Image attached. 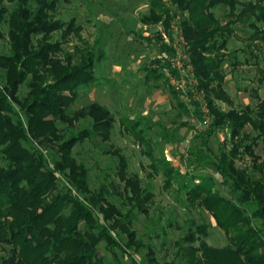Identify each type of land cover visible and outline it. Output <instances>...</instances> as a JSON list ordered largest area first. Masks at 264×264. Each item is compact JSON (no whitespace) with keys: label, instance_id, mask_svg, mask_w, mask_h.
I'll return each mask as SVG.
<instances>
[{"label":"trees","instance_id":"16d2710c","mask_svg":"<svg viewBox=\"0 0 264 264\" xmlns=\"http://www.w3.org/2000/svg\"><path fill=\"white\" fill-rule=\"evenodd\" d=\"M3 1L0 24H7L10 53H0V245L7 247L0 264H124L114 248L124 253L144 247L129 223L134 208L146 211L142 203L150 194L143 196L137 175H125L126 159L114 150L117 173L135 199L123 214L107 199L106 187L97 193L89 189L88 169L72 154L86 139L107 141L114 127V115L100 103L69 110L79 89L95 82L94 67L103 51L86 46L59 56L62 43L51 40L53 33L59 31L65 38L72 31L78 34L79 26L73 19L65 22L53 16L58 0H7L11 7ZM148 1L140 21L162 23L165 32L172 6L187 12L181 25L196 83L186 92L169 88L186 115L200 117L202 101L212 121L197 137L200 146L184 156V171L164 157H153L151 140L144 133L147 127L124 118L126 129L145 145L150 166L156 174L162 171L165 186L178 182L188 206L206 210L227 240L221 247L210 245L208 225L190 222L175 242L178 261L163 264H264V161L255 151L264 142V98L255 92L256 104L242 109L219 104L232 103L223 87L227 43L235 25L250 27L247 47L257 57L253 49L264 41V0H168L171 7L163 0ZM217 6H224L226 13L218 15ZM147 72V78L164 77L157 68ZM259 73L264 81V69ZM23 85L27 91L20 95ZM193 92L201 101L193 99ZM178 95L186 96L190 106ZM81 119H88L89 125L66 133ZM224 127L227 144L212 147L210 137ZM245 156L251 164L240 166L237 161ZM219 186H226L229 195ZM115 228L126 233V243L112 235ZM101 243L110 248L113 260L100 253ZM146 258L148 264H159L150 246Z\"/></svg>","mask_w":264,"mask_h":264},{"label":"rangeland","instance_id":"374dc122","mask_svg":"<svg viewBox=\"0 0 264 264\" xmlns=\"http://www.w3.org/2000/svg\"><path fill=\"white\" fill-rule=\"evenodd\" d=\"M148 3V0H58L53 14L55 18L65 22L73 19L75 25L79 26L78 34L72 31L65 38L59 31L53 33L51 40L62 43L59 56L63 57L66 52L71 54L76 48L84 49L86 46L95 51H103V56L94 67L95 82L80 88L75 101L69 107V110L73 111L97 102L108 107L115 119L107 141L100 138L86 139L76 144L72 150L75 160L83 163L88 169L89 189L97 193L102 187H106L107 199L123 214L131 210L135 199L130 198L131 193L126 192L124 180L117 173V151L126 159L125 175H137L143 196L145 192L150 194L142 203L146 211L134 208L129 223L130 230L135 232L136 239L140 240L144 247L138 252L128 248L124 253L117 247L114 248L115 257L124 264H132L133 259L136 264H148V246L154 249L155 259L159 264L177 262L175 242L184 236L190 222L208 225L206 241L210 245L221 247L227 242L223 232L218 229L206 210L198 206H188L184 192L178 188V182L174 181L172 186H165L162 171L159 170L156 174L150 166L151 158L145 152V145L139 143L136 136L126 129L124 118L139 122V127H147L144 133L151 140L153 157H164L184 171V156L200 146L197 137L209 129L208 125L212 121V116L202 106L203 102L198 93L193 92L192 96L193 99L201 101L202 114L200 117L193 114L188 116L177 105L169 88L176 87L170 84L164 74V77L160 78L151 75L146 77L149 69L157 68L158 71H163L170 58L175 56L176 50L171 29L170 36H164L162 23L143 24L140 21V17L148 11ZM163 3L170 6L168 0H163ZM3 4L12 6L7 0H4ZM226 11L224 6H217L215 9L220 16ZM170 12L173 20L177 14L181 17L187 14L186 11L173 6ZM0 29L4 34V38L0 39V53L8 54L10 47L6 37L7 24H0ZM251 32L250 27L237 24L227 43V57L222 65L225 75L223 87L232 103L220 102L223 109H242L247 104L254 106L258 97L264 98V81H261L259 73V68L264 69V41L258 42L259 49H253L257 56L254 57L247 47ZM26 91L23 85L19 94L24 95ZM178 96L183 103L190 106L186 96ZM88 125V119H81L74 122L66 133L76 132ZM63 126L60 124V127ZM228 139L229 132L224 127L210 137V144L217 148L218 145L227 144ZM39 147L47 150L40 145ZM255 151L259 154L260 161H264L263 141L259 142ZM237 163L246 166L251 164V160L245 156ZM205 171L207 170L202 172ZM102 184L105 186H101ZM219 189L223 194L229 195L226 186H219ZM111 233L122 243L128 240L126 233L120 228H115ZM107 248L105 243L99 245L100 253L113 260V255L108 251L110 248ZM6 255L7 247L0 245V257Z\"/></svg>","mask_w":264,"mask_h":264},{"label":"built area","instance_id":"2783aa9c","mask_svg":"<svg viewBox=\"0 0 264 264\" xmlns=\"http://www.w3.org/2000/svg\"><path fill=\"white\" fill-rule=\"evenodd\" d=\"M170 13L172 14V12ZM179 15L180 14H177L175 16V20H173V17L171 16V23L168 32L163 31L162 27V33L164 36L170 34V29L172 33H174V48L176 49L175 56L170 58L168 66L164 67L162 70L170 84L176 87V90L186 92L189 88L192 89L193 85L196 83V79L193 74V67L187 51L188 42L183 34L181 25L182 17ZM196 98L199 99L198 97Z\"/></svg>","mask_w":264,"mask_h":264}]
</instances>
